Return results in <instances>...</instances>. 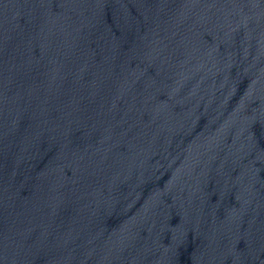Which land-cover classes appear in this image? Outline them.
Returning a JSON list of instances; mask_svg holds the SVG:
<instances>
[{
    "label": "water",
    "instance_id": "95a60500",
    "mask_svg": "<svg viewBox=\"0 0 264 264\" xmlns=\"http://www.w3.org/2000/svg\"><path fill=\"white\" fill-rule=\"evenodd\" d=\"M0 264H264V0H0Z\"/></svg>",
    "mask_w": 264,
    "mask_h": 264
}]
</instances>
